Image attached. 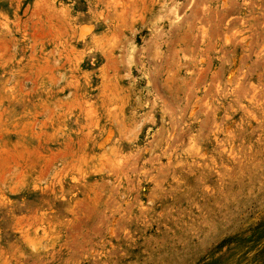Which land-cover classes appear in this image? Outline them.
I'll use <instances>...</instances> for the list:
<instances>
[{
  "label": "rangeland",
  "instance_id": "obj_1",
  "mask_svg": "<svg viewBox=\"0 0 264 264\" xmlns=\"http://www.w3.org/2000/svg\"><path fill=\"white\" fill-rule=\"evenodd\" d=\"M0 264H264V0H0Z\"/></svg>",
  "mask_w": 264,
  "mask_h": 264
}]
</instances>
